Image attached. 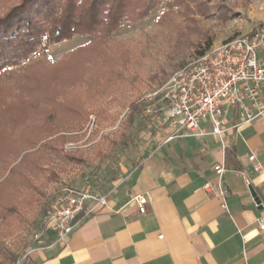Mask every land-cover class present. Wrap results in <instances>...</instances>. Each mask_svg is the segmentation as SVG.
Instances as JSON below:
<instances>
[{
    "label": "trees",
    "instance_id": "16d2710c",
    "mask_svg": "<svg viewBox=\"0 0 264 264\" xmlns=\"http://www.w3.org/2000/svg\"><path fill=\"white\" fill-rule=\"evenodd\" d=\"M210 2L0 0V264L5 254L15 258L3 239L24 225L26 211L44 196L42 187L67 166L86 163L80 150L65 144L82 138L89 116L103 110L108 96L141 81L132 72L136 53L123 44L107 46L108 36L162 3L157 21L171 24L175 48L208 47L213 34L198 17L213 14ZM217 8L218 18L230 17L228 8ZM76 35L89 40L61 59L42 58L51 45ZM129 110L127 122L141 114L139 103Z\"/></svg>",
    "mask_w": 264,
    "mask_h": 264
},
{
    "label": "crops",
    "instance_id": "0c3cea01",
    "mask_svg": "<svg viewBox=\"0 0 264 264\" xmlns=\"http://www.w3.org/2000/svg\"><path fill=\"white\" fill-rule=\"evenodd\" d=\"M258 57L264 64V36ZM228 118L239 121L234 111ZM169 122L149 154L113 182L106 207L79 213L64 241L30 247L25 264H264V116L220 136H194L174 121L164 127Z\"/></svg>",
    "mask_w": 264,
    "mask_h": 264
},
{
    "label": "rangeland",
    "instance_id": "374dc122",
    "mask_svg": "<svg viewBox=\"0 0 264 264\" xmlns=\"http://www.w3.org/2000/svg\"><path fill=\"white\" fill-rule=\"evenodd\" d=\"M210 5L213 14L207 18L198 17L202 22L201 27L213 34L208 47L200 45L197 50L191 47L184 50L175 48L171 24L161 25L157 21V16L164 10L162 3L141 20L130 24L124 21L120 28L108 36L107 46L123 44L136 53L132 72H137L141 81L135 87H127L108 96L103 101V110L89 116L80 132L82 138L65 144L66 150H80L86 163L83 166H67L66 170L59 173L58 179L42 187L44 196L39 195L34 205L26 211L24 225L3 239L8 253H12L15 258L5 254L1 264H25L26 251L33 246V236L40 227L42 215L62 185H84L105 192L120 174L149 154L150 146L162 139L160 132L168 130L170 125L169 122L164 127L158 117L160 111L155 101L158 97L152 94L174 71L230 38L264 31V0H211ZM218 5L229 9L228 19L217 17ZM88 40L86 35H76L71 40L51 45L42 58L61 59ZM37 57L35 54L30 61ZM131 102L140 104L141 114L134 117L132 122H127ZM175 128L173 126V130Z\"/></svg>",
    "mask_w": 264,
    "mask_h": 264
},
{
    "label": "built area",
    "instance_id": "2783aa9c",
    "mask_svg": "<svg viewBox=\"0 0 264 264\" xmlns=\"http://www.w3.org/2000/svg\"><path fill=\"white\" fill-rule=\"evenodd\" d=\"M263 36L264 32L255 31L230 38L174 71L152 94L158 97L155 101L162 123L174 121L194 136H220L264 116V64L258 57ZM230 111L239 117L238 122L229 123ZM248 159L255 171L261 169L254 152L249 153ZM214 170L220 176L223 167L216 165ZM122 177L120 174L118 179ZM205 188L212 186L207 183ZM110 193L90 186L62 185L42 215L32 247L44 248L64 241L73 230V219L81 212L88 214L106 207ZM217 193L224 196L225 187L218 184ZM134 200L138 212L145 213L147 196L139 193ZM221 208H227L224 201ZM258 227L264 231L261 219Z\"/></svg>",
    "mask_w": 264,
    "mask_h": 264
},
{
    "label": "water",
    "instance_id": "95a60500",
    "mask_svg": "<svg viewBox=\"0 0 264 264\" xmlns=\"http://www.w3.org/2000/svg\"><path fill=\"white\" fill-rule=\"evenodd\" d=\"M250 191H251L252 194H254L252 190H250Z\"/></svg>",
    "mask_w": 264,
    "mask_h": 264
}]
</instances>
